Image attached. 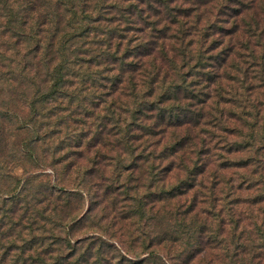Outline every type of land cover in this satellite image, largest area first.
I'll list each match as a JSON object with an SVG mask.
<instances>
[{
  "label": "trees",
  "instance_id": "trees-1",
  "mask_svg": "<svg viewBox=\"0 0 264 264\" xmlns=\"http://www.w3.org/2000/svg\"><path fill=\"white\" fill-rule=\"evenodd\" d=\"M263 26L264 0H0V264H264Z\"/></svg>",
  "mask_w": 264,
  "mask_h": 264
},
{
  "label": "rangeland",
  "instance_id": "rangeland-1",
  "mask_svg": "<svg viewBox=\"0 0 264 264\" xmlns=\"http://www.w3.org/2000/svg\"><path fill=\"white\" fill-rule=\"evenodd\" d=\"M236 5L238 6V4H236ZM222 19H225V21H228L230 18L228 16L222 15ZM223 26L228 27L229 24L224 23ZM261 29L264 30V28H261ZM252 32L253 31L249 32V34L252 33ZM260 38L258 37L257 33L254 32L253 33V36H252V44H254V45H252L250 47V49L247 48L248 50H246V52H244V54L246 56L245 58L244 57H240L241 59H243V61H247V62L248 61H251V62H248L249 64H251V63H253V64L254 63H258V67L261 65L260 63H264V40L262 38L261 39ZM223 47H224V45H222L220 47V49H222ZM86 59H91V56H88ZM254 74H255V70L251 69L250 70L251 77H254ZM261 89H264V86L261 87V88H258L256 90H261ZM263 94H264V91H263ZM99 110H102L101 115H104V112H105V111L103 112L104 109L100 108ZM20 113H21V115H23V112H20ZM20 117H23V116H20ZM72 121L73 120L71 119L70 120V123H73ZM79 128H80V125H78V124L72 125V127L70 129V131H71L70 134H72L71 136H74L75 133H77V131H75V129L79 130ZM22 134L23 133H17V132H14L13 131L12 132L13 142L21 143V140H23L22 138H24V134L23 135ZM65 136H66V127L63 126L61 134L55 135V141H56V143H59V140H58L59 137H65ZM57 157L59 158L60 157V154H58ZM20 168H17L18 173H21V171H22ZM57 169L60 170V166L57 167ZM47 172H52V170L49 169Z\"/></svg>",
  "mask_w": 264,
  "mask_h": 264
}]
</instances>
